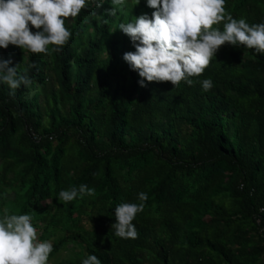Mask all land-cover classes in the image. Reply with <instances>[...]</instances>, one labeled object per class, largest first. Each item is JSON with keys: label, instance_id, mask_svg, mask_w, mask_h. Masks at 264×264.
Segmentation results:
<instances>
[{"label": "trees", "instance_id": "16d2710c", "mask_svg": "<svg viewBox=\"0 0 264 264\" xmlns=\"http://www.w3.org/2000/svg\"><path fill=\"white\" fill-rule=\"evenodd\" d=\"M111 7L69 18L72 37L57 51L0 55L28 81L15 95L0 83V213H31L38 238L53 240L50 259L69 252L56 264L90 254L102 264H264V54L225 45L192 85L141 87L118 25L153 10L145 0L116 16ZM226 8L264 21V0ZM81 184L95 195L59 200ZM142 191L138 238L117 237L115 207L141 203Z\"/></svg>", "mask_w": 264, "mask_h": 264}, {"label": "clouds", "instance_id": "9594fccd", "mask_svg": "<svg viewBox=\"0 0 264 264\" xmlns=\"http://www.w3.org/2000/svg\"><path fill=\"white\" fill-rule=\"evenodd\" d=\"M141 0H136L138 5ZM105 0H0V48L10 45L32 53H49L66 45L72 30L66 26L69 18L77 17L82 9L98 7ZM129 0H111L115 7L107 9L112 16ZM153 11L121 22L118 29L126 34L134 50L123 53L129 68L138 73V83L171 82L175 87L183 81L194 83L201 76L222 46L247 47L264 54V21L249 23L245 17L236 18L226 8L227 0H145ZM35 29V31L33 30ZM52 46V47H50ZM11 58H0V83L15 90L28 83L19 76ZM204 91L213 87L211 78L200 81ZM95 195L87 184L61 189L59 200L68 203ZM141 203L123 202L115 207V223L111 228L124 239L139 236L133 223L143 212L149 196L139 192ZM31 213H0V264H50L54 243L40 240ZM82 264H102L95 254Z\"/></svg>", "mask_w": 264, "mask_h": 264}, {"label": "rangeland", "instance_id": "374dc122", "mask_svg": "<svg viewBox=\"0 0 264 264\" xmlns=\"http://www.w3.org/2000/svg\"><path fill=\"white\" fill-rule=\"evenodd\" d=\"M9 47H10V46H9ZM9 49H10V48H9ZM9 49H8V50H9ZM4 52H5L4 49H3V48H0V55H3ZM68 255H69V252H68L67 249H66V250H62L61 252H59V253L57 254L56 257L50 259V264H56L58 261H60L61 259L67 257Z\"/></svg>", "mask_w": 264, "mask_h": 264}, {"label": "built area", "instance_id": "2783aa9c", "mask_svg": "<svg viewBox=\"0 0 264 264\" xmlns=\"http://www.w3.org/2000/svg\"><path fill=\"white\" fill-rule=\"evenodd\" d=\"M257 221H258V222H260V220H259V219H258ZM263 230H264V229H263Z\"/></svg>", "mask_w": 264, "mask_h": 264}]
</instances>
